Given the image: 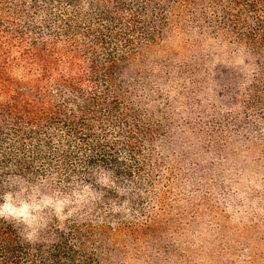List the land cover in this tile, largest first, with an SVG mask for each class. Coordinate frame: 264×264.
Segmentation results:
<instances>
[{"label":"trees","instance_id":"16d2710c","mask_svg":"<svg viewBox=\"0 0 264 264\" xmlns=\"http://www.w3.org/2000/svg\"><path fill=\"white\" fill-rule=\"evenodd\" d=\"M14 183L66 204L0 218V264H256L264 0H0ZM159 219L158 247L135 237Z\"/></svg>","mask_w":264,"mask_h":264},{"label":"clouds","instance_id":"9594fccd","mask_svg":"<svg viewBox=\"0 0 264 264\" xmlns=\"http://www.w3.org/2000/svg\"><path fill=\"white\" fill-rule=\"evenodd\" d=\"M66 202L54 204L51 197L46 196L37 186L31 188L13 184L10 190L0 194V218L11 219L25 225L29 229L38 228L41 223L39 213L49 207L59 214ZM35 231L28 233V239H33Z\"/></svg>","mask_w":264,"mask_h":264},{"label":"rangeland","instance_id":"374dc122","mask_svg":"<svg viewBox=\"0 0 264 264\" xmlns=\"http://www.w3.org/2000/svg\"><path fill=\"white\" fill-rule=\"evenodd\" d=\"M204 222H205V224H208V221H202V222L200 221V223H198L196 225L203 226L202 224ZM163 224H164V222L163 221L161 222L159 219L149 229H142V230L136 231L135 237H139V239L145 240V241L149 240L148 242L151 243V245L158 247V244L160 242L159 238L161 237V235H163L162 233L164 231ZM205 227L203 226V228H205ZM196 259L199 260L198 257ZM206 259L204 261H209L208 259L207 260ZM217 259H219L222 264H227L228 258L221 259L220 257H218ZM200 261H201V259H200ZM202 262H201V264H202ZM246 262H247L246 258L243 257L240 261H236L234 264H245ZM258 262L256 264H264V256L262 258L258 259ZM189 264H200V263H196L195 259H194L193 262H191ZM217 264H218V260H217ZM250 264H252V263H250ZM253 264H255V263H253Z\"/></svg>","mask_w":264,"mask_h":264}]
</instances>
